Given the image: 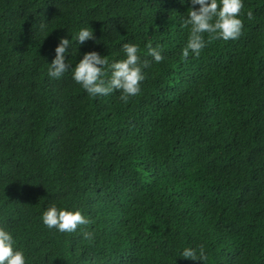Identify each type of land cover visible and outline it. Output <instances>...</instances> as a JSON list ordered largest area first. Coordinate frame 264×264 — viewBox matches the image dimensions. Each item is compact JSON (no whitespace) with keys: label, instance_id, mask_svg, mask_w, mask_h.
Instances as JSON below:
<instances>
[{"label":"trees","instance_id":"1","mask_svg":"<svg viewBox=\"0 0 264 264\" xmlns=\"http://www.w3.org/2000/svg\"><path fill=\"white\" fill-rule=\"evenodd\" d=\"M243 4L239 39L185 60L191 0H0V226L27 264H203L180 256L200 244L204 264H264V0ZM60 37L72 67L138 44L140 94L49 76ZM53 203L91 223L49 229Z\"/></svg>","mask_w":264,"mask_h":264},{"label":"clouds","instance_id":"2","mask_svg":"<svg viewBox=\"0 0 264 264\" xmlns=\"http://www.w3.org/2000/svg\"><path fill=\"white\" fill-rule=\"evenodd\" d=\"M191 5L182 22V26L189 30L187 43L182 50V59L186 60L190 53L198 58L204 48L213 41L236 40L242 35L244 24L240 16L244 9L243 0H191ZM196 5L199 7H195ZM247 18L254 19L251 10H248ZM45 27L44 23L40 24L41 29ZM88 40H95L93 29L82 27L76 35V41L83 44ZM69 45V39L59 38V43L55 47V57L48 69L49 76L60 78L71 68L73 80L80 84L89 96H106L119 91V99L125 104L130 98L140 94L141 84L146 78L143 69L150 67L151 61L141 59V49L138 44L123 43L125 58L111 64L107 56H101L95 50L88 51L74 67L65 58ZM146 49V56L154 58L156 63L164 60L163 48L160 45L153 47L149 41ZM106 67L111 73L109 78H105ZM42 221L49 229L55 228L62 233H74L79 226L91 223L79 209L58 208L55 203L44 211ZM83 237L90 239L92 233L84 231ZM15 245L16 240L12 233L0 226V264H27L23 249ZM180 256L192 261H203V264L208 259L203 244L196 248H184Z\"/></svg>","mask_w":264,"mask_h":264}]
</instances>
